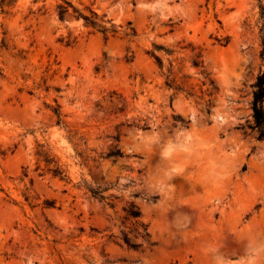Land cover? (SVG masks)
Segmentation results:
<instances>
[{"label": "rangeland", "instance_id": "374dc122", "mask_svg": "<svg viewBox=\"0 0 264 264\" xmlns=\"http://www.w3.org/2000/svg\"><path fill=\"white\" fill-rule=\"evenodd\" d=\"M155 2L13 0L4 11L0 5V258L12 257L18 236L38 238L54 225L92 239L94 195L73 173L83 168L91 175L125 117L154 126L151 117L133 115L138 106L162 108L166 100L169 109L180 104L181 115L188 110L205 121L191 147L179 146L195 188L183 203L198 211L201 232L230 215L222 192L243 204L246 189L264 182V139L252 116L254 84L264 70L259 1L167 0L175 9L167 20L140 13L141 3ZM60 7L68 10L63 19ZM93 14L109 33L85 23L82 16ZM132 132L151 138L144 127ZM160 187L170 192L164 182ZM129 211L120 208L127 227L141 222ZM193 255L174 249L164 259L192 264Z\"/></svg>", "mask_w": 264, "mask_h": 264}, {"label": "clouds", "instance_id": "9594fccd", "mask_svg": "<svg viewBox=\"0 0 264 264\" xmlns=\"http://www.w3.org/2000/svg\"><path fill=\"white\" fill-rule=\"evenodd\" d=\"M139 11L160 12L167 20L175 9L167 0H157L141 3ZM163 103L162 108L148 110L138 106L133 115L151 117L154 126L125 117L91 175L83 168L73 173L74 182L83 177L95 194L90 210L95 211L98 227L90 233L92 239H82L72 226L54 225L38 238L18 236L9 249L14 258H0V264H166L165 253L174 249L193 251L192 264H264V182L246 189L243 204L222 192L230 215L201 232L198 211L183 203L195 188L183 171L187 154L179 146L191 147L205 121L192 119L188 110L181 115L180 104L169 109L166 100ZM141 127L151 133L150 139L137 132L130 136ZM171 145L177 147L169 152ZM161 182L170 192L161 191ZM223 182L230 184L231 177L226 175ZM122 206L141 222L127 227L120 216ZM83 207L89 208L88 200ZM179 216L190 217L191 223L177 225Z\"/></svg>", "mask_w": 264, "mask_h": 264}, {"label": "trees", "instance_id": "16d2710c", "mask_svg": "<svg viewBox=\"0 0 264 264\" xmlns=\"http://www.w3.org/2000/svg\"><path fill=\"white\" fill-rule=\"evenodd\" d=\"M259 1V16L257 20V28L259 32L260 44L262 48V59L264 61V0ZM13 0H0V5L4 11L6 6H10ZM68 10L64 7H60V17L63 19ZM85 23L88 26H91L95 29H100L103 34L109 33V30L105 27L101 26L98 22V17L96 14H93L92 17L82 16ZM4 44V43H3ZM1 48V47H0ZM158 50L161 48L157 47ZM160 68H162V62L159 58H156ZM195 66H198L199 63L195 62ZM2 76V70L0 68V77ZM170 77V76H169ZM167 85L171 88L170 78H168ZM252 112H253V120H254V130L257 132L259 139H264V70H262L254 84V93H253V102H252ZM55 113L58 117L59 123L61 122V116L59 114V110H55ZM58 174L62 175V172L58 171ZM95 196V194L92 192ZM130 217L134 219H138L132 214V210L129 211Z\"/></svg>", "mask_w": 264, "mask_h": 264}, {"label": "bare ground", "instance_id": "6f19581e", "mask_svg": "<svg viewBox=\"0 0 264 264\" xmlns=\"http://www.w3.org/2000/svg\"><path fill=\"white\" fill-rule=\"evenodd\" d=\"M171 149H173V146L171 145L170 146V148H169V151L171 150ZM220 163V162H219ZM222 164V163H221ZM221 166V165H220ZM218 168H219V166H218ZM221 169V168H220ZM219 170V169H218ZM224 170V169H223ZM221 171V170H220ZM166 186H169V185H166ZM167 188V187H166ZM168 190V189H167Z\"/></svg>", "mask_w": 264, "mask_h": 264}]
</instances>
